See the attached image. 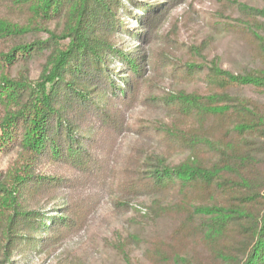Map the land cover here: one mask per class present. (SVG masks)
<instances>
[{"label":"trees","instance_id":"obj_1","mask_svg":"<svg viewBox=\"0 0 264 264\" xmlns=\"http://www.w3.org/2000/svg\"><path fill=\"white\" fill-rule=\"evenodd\" d=\"M185 2L0 0V152L16 154L0 173V264L50 256L86 227L140 104L164 120L115 205L136 218L131 204L144 199V225L171 230L128 235L121 264H264V2L224 1L218 33L247 60L236 68L207 60L203 45L182 57L149 51ZM123 36L137 46L123 49ZM152 86L161 94L143 95Z\"/></svg>","mask_w":264,"mask_h":264},{"label":"rangeland","instance_id":"obj_2","mask_svg":"<svg viewBox=\"0 0 264 264\" xmlns=\"http://www.w3.org/2000/svg\"><path fill=\"white\" fill-rule=\"evenodd\" d=\"M224 1L186 0L170 13L160 30L161 40L150 47L149 51L153 54L166 51L171 56L182 57L189 56L184 47L203 45L205 50L203 55L207 60L219 56L224 68H236L237 63L247 62L246 58L241 59L243 52L241 43L233 36L218 33L222 29L220 22L223 21ZM241 1L259 4L264 2V0ZM129 8L141 14L140 11H134L131 5ZM125 21L129 29L135 27L133 20ZM40 37L45 39L46 34L42 33ZM121 45L125 50H133L137 46L127 36H123ZM117 67L119 68V65ZM37 76L38 64H33L31 78L36 79ZM158 86L163 89L170 88L166 82H158ZM189 89L202 90L203 87L201 84H193ZM151 91L161 94V90L152 86L145 87L143 95H149ZM247 94L256 98L253 93ZM163 120L161 113L142 104L131 111L127 116L129 132L118 139L113 153L114 158L109 163V174L96 181L97 186L95 185L93 192L99 194V197L91 201L96 205L88 203L87 209L90 214L86 227L54 254L47 256L34 253L18 256L14 258V264H121L117 247L128 235L145 241L157 230L164 234L168 233L171 230L168 222H161L154 228L146 227L143 218L140 220L139 217L145 214V209L141 205L144 199H138L131 204L140 213L136 218L132 211L124 213L125 207L122 204L115 205L121 197L116 190L117 183L121 184L129 179L130 170L136 168L134 160L140 157L139 151L156 149L153 138L157 135L153 129L156 126L155 122ZM15 158V153L5 155L0 152V173L5 172ZM133 250L134 257H138L137 248L133 247Z\"/></svg>","mask_w":264,"mask_h":264}]
</instances>
